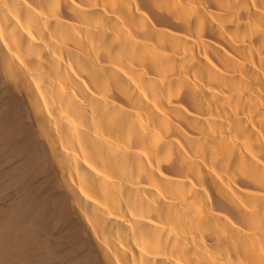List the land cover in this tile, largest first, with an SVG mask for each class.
<instances>
[{"label": "bare ground", "instance_id": "1", "mask_svg": "<svg viewBox=\"0 0 264 264\" xmlns=\"http://www.w3.org/2000/svg\"><path fill=\"white\" fill-rule=\"evenodd\" d=\"M0 264H264V0H0Z\"/></svg>", "mask_w": 264, "mask_h": 264}]
</instances>
